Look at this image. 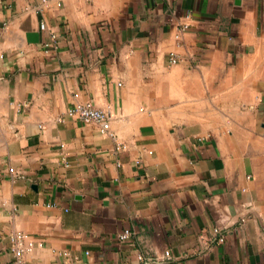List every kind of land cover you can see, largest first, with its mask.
<instances>
[{"label": "crops", "instance_id": "1", "mask_svg": "<svg viewBox=\"0 0 264 264\" xmlns=\"http://www.w3.org/2000/svg\"><path fill=\"white\" fill-rule=\"evenodd\" d=\"M16 230L25 264H264V0H0V264Z\"/></svg>", "mask_w": 264, "mask_h": 264}, {"label": "built area", "instance_id": "2", "mask_svg": "<svg viewBox=\"0 0 264 264\" xmlns=\"http://www.w3.org/2000/svg\"><path fill=\"white\" fill-rule=\"evenodd\" d=\"M45 1V0H44ZM41 29H46V24L42 23L40 25ZM188 29V25H183L179 29V33L177 34V38L181 37V34ZM57 38L56 35L52 34V43H56ZM47 46L49 44H46ZM179 62V57L174 53L171 52L169 54V63L176 64ZM76 97H78V94H75ZM68 114L70 116H77L82 122L86 124H96L100 132L102 134H110L113 138H117L115 134L110 132V122H111V114L109 111L102 109L98 106H96L91 100L86 101H78L74 103L69 109ZM202 140V138H199ZM125 148V144L123 142H117L116 144V151L122 150ZM13 169L11 168V171ZM220 226H215L213 231L214 233H218L220 231ZM133 235V232L126 228L122 232L119 233L118 239L120 242H126L128 241ZM224 237H220L219 241L224 242ZM9 241H10V252L13 255V264H25V255L31 251L35 246H43L42 242H36L30 234H28L25 231L22 230H16L9 234ZM89 253V252H87ZM165 256H170V251H165ZM138 258L141 262H144L147 264V261L145 260L144 256L139 254Z\"/></svg>", "mask_w": 264, "mask_h": 264}, {"label": "water", "instance_id": "3", "mask_svg": "<svg viewBox=\"0 0 264 264\" xmlns=\"http://www.w3.org/2000/svg\"><path fill=\"white\" fill-rule=\"evenodd\" d=\"M34 188L36 187V185L33 186Z\"/></svg>", "mask_w": 264, "mask_h": 264}]
</instances>
